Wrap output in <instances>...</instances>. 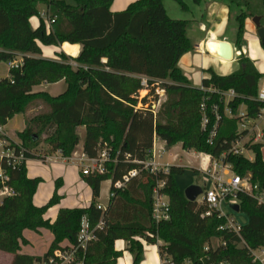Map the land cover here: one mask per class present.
<instances>
[{
	"label": "trees",
	"instance_id": "obj_1",
	"mask_svg": "<svg viewBox=\"0 0 264 264\" xmlns=\"http://www.w3.org/2000/svg\"><path fill=\"white\" fill-rule=\"evenodd\" d=\"M182 11L184 0H172ZM113 0H0V63L21 56L22 64L9 70V77L0 79V126L14 116L24 115L41 103L46 108L25 121L17 139L25 149L26 160H38L37 146L43 142L48 153L59 152L69 158L80 142L77 130L84 129L82 151L88 158L97 155V144H105L109 152L108 172L83 177L90 188L92 201L86 208L60 209L53 223L44 219L46 212L59 204L57 192L61 179L54 182L50 200L35 207L32 198L41 178H28L25 166L9 172L10 186L16 195L0 205V252L13 255L11 264H36L45 261L53 251H66L77 245L80 222L86 216L90 226L100 221L103 227L95 232L96 240L84 252L77 253L82 264H115L121 252L114 249L117 240L126 242L132 264H140L141 241L156 245L162 264H259L252 252L264 251V204L248 194H239V212L248 223L239 234L219 231L225 220L204 205L186 200L176 177L184 168L171 166L167 174L141 171L124 189L115 192L105 210L97 209L102 182L120 181L136 162L149 158L156 136L171 148L177 144L185 152H196L218 159L223 156L233 173L248 177L259 192H264V128L261 143H243L253 159L234 155L232 146L247 134H238V119L223 114L224 108L236 116L244 107L246 118L257 120L264 102L257 100L258 83L264 76L244 55L238 58L239 68L226 76L207 70L208 78L201 88H193L178 68L180 58L191 50L186 35L187 22L171 19L164 0H138L124 11L111 13ZM199 4L200 0H192ZM240 9L234 47H243L244 22L260 17L264 28V0H231ZM45 5L47 18L53 21L46 29L37 6ZM39 17L40 24L32 29L29 20ZM80 47L75 57L64 53L57 60L41 58L38 44L59 47L62 44ZM261 48L264 51V40ZM145 78L147 87L142 88ZM65 83L64 91L51 96L33 92L41 84ZM159 88L165 100L154 111L145 108L146 98ZM146 90L148 95L139 98ZM233 91L228 103L222 95ZM205 102L208 124L201 127L200 104ZM218 105L220 116L216 135L208 143L215 124L211 106ZM142 105V107H138ZM253 140V138L251 139ZM163 183L161 192L169 202L167 221L152 218L153 189ZM49 231L52 241L42 257L20 254L28 244L25 230Z\"/></svg>",
	"mask_w": 264,
	"mask_h": 264
},
{
	"label": "crops",
	"instance_id": "obj_2",
	"mask_svg": "<svg viewBox=\"0 0 264 264\" xmlns=\"http://www.w3.org/2000/svg\"><path fill=\"white\" fill-rule=\"evenodd\" d=\"M136 1L138 0H113L110 6V12L117 13V12L124 11L130 4ZM190 2L191 4L189 5L184 0V3L188 7L187 11H182L177 5V3H175L172 0H164L163 5H164L167 15L171 19L183 20L187 22L186 35L191 43V50L180 58V60L178 61V68L180 69L184 77L187 79L191 87L201 88L202 80L208 78V74H206L207 70H211L216 75H219V76H226V75L234 73L239 68L238 58L241 54L246 56L252 62L254 68L259 74L264 76V51L261 48L260 40L258 39L256 35V28L254 24L252 23V19L247 18L244 22V33L242 37L243 47L241 50H238L234 47V43L236 40V31H237V23H236L235 18L238 15L240 9L237 8L234 4H232L231 0H200V3L197 5L194 4L192 0H190ZM46 13L47 11L45 12L42 11V13L40 14V17L43 19V21L45 18H47L45 17ZM29 22H30L31 28L36 29L40 24V19L39 17H32L29 20ZM45 26L47 30L50 27L46 23H45ZM218 41H225L231 45L232 51H233L232 60L224 61L215 56V53L217 51ZM66 45H69V44L64 43L60 45L59 47L43 46L41 44H38L40 51H41V58L48 59V60H57L58 59L57 55L59 53H64L67 56L75 57L78 54L80 47L77 45H70L68 48ZM71 47H76V53L70 50ZM71 52H73L75 55H72ZM21 60H22L21 56H17L14 59V61H17V62H20ZM1 65L4 66V70L1 69L0 67V79L9 77L10 69L8 67V63H0V66ZM60 82L62 83L63 81H60ZM50 85H53V84H41L39 86H36L33 88V92H44ZM263 85H264V77L260 79L258 83V88H260ZM141 92L147 93L146 90H142L140 91V93ZM27 114L28 113H26L25 115H17V116H22L23 118V129L25 127L26 119L30 118L27 116ZM263 116L264 115H262V117ZM6 125L2 127L6 136L10 140L18 141V139L15 138V135L11 136L9 133H7V131L5 130ZM248 135L249 134H245L244 135L245 138H247ZM153 142L155 143L156 148L166 147V144L163 141H161L159 138H157L156 136L153 138ZM177 145H180V144H177ZM177 145L171 148L167 147V149L169 150L174 149ZM81 150H82V143H81ZM262 152L264 153V149L261 150V154ZM175 155L172 156L173 160H174ZM248 159L252 160L253 157L252 158L250 157ZM29 161L40 162L38 160H29ZM58 163L65 165L66 167H69V170L70 168H72V166L77 165V163L74 162V160H71V161L61 160L60 162L59 161H55V162L47 161L42 164L49 166L50 164H58ZM71 170H72L71 171L72 174L70 173L71 174L70 177H66L67 179L66 181H68L70 184L73 182L77 184L78 180L80 179L78 178L77 175H75V173L73 172V169ZM48 172H49L48 169L47 170L38 169V174L31 176L27 172V177L30 179L35 178V177L37 178L44 177L47 175ZM81 178L83 179L82 175H81ZM61 181L63 185L64 184L63 179H61ZM54 182H53V188L51 187L52 186L51 184L50 186L51 188L48 187V190L46 191L45 190L39 191L38 189L41 183L39 184L36 190V193L34 194L32 198V203L35 207H42L50 200L53 194V191H54ZM104 182H107L109 184L108 192H107V197H108L111 181L107 180ZM81 185H76V189L78 190V188ZM100 191H101V186H100ZM180 191L182 190L180 189ZM60 193H61V190L57 192L58 196H60L59 195ZM99 195H100V192H99ZM91 200H92V193H91L90 188L87 187L86 193L78 195L77 200L76 199L72 201L67 200L66 203H64L65 201L62 200L59 202V204L56 207L54 206L53 208L51 207L52 209H50V211L51 213H53L52 218L47 219L45 217L46 216L45 214L44 219L49 220L50 223H53L60 209L86 208L88 205L85 204L83 206L81 205V203L86 202V201H91ZM108 202H109V199H107L105 206H107ZM242 220H243L242 226H245L248 223L247 216L244 217ZM42 230H45V229H40L38 230V232H34V233L41 234ZM26 231L27 230L23 232V237L27 240V238L25 237ZM52 239L53 238L51 235L50 243ZM141 243L143 247V253H142V260L140 264H162L160 257H159V253H158V247L156 245L146 244L143 241H141ZM126 247H127V244L123 240L115 241L114 249L117 252H121V257H119L116 260L115 264H132V255L126 250ZM23 249H24V246H21L20 254H25V255H29L33 257H42L45 254L44 253L41 256H34L32 254L25 253ZM0 256H4L5 261H6L5 264H11L13 260V255L0 252Z\"/></svg>",
	"mask_w": 264,
	"mask_h": 264
},
{
	"label": "built area",
	"instance_id": "obj_3",
	"mask_svg": "<svg viewBox=\"0 0 264 264\" xmlns=\"http://www.w3.org/2000/svg\"><path fill=\"white\" fill-rule=\"evenodd\" d=\"M53 21H49V25ZM22 60L20 62L10 61L8 62L9 69H17L21 66ZM140 85L142 88L147 87V82L145 78L141 79ZM234 97L233 91H228L222 95L223 101L228 103ZM257 100L264 102V85L258 88ZM200 111L202 113L201 127L205 130L208 124V118L206 116V105L205 102L200 104ZM211 112L215 118V124L209 132L208 143L211 144L217 129V122L220 119L218 114V105L213 104L211 106ZM223 114L229 118L238 119V129L237 133L241 134L243 132L248 133V125L255 122V120H250L246 118L245 111H239L236 116H234L230 109L225 107ZM264 115V109L260 111L258 119ZM237 141L233 144L230 152L232 154H242L244 148L240 147L242 140ZM262 132L255 135L254 143L258 140L262 141ZM97 155L95 158H88L85 156L83 151H81L80 156L76 159L74 158H63L60 153L57 152L61 160H74L77 163V167L80 168L81 175L87 177L90 175H102L107 173L106 164L110 162L109 152L105 147V144L99 142L97 144ZM149 158L144 162H136L139 166V170H132L128 172L120 181L113 184V190H109L108 199H112L115 196L116 191H120L125 188V186L134 178L138 176L141 171L149 172L150 174H167L172 165L167 163H162L160 160L163 157L165 150L163 147L155 146L153 142L151 150L148 152ZM223 156L218 159H210L208 156V163L206 168L201 171V174L206 177V181L203 184L202 193L199 196L200 200H196L198 204L204 205L208 208L206 216H210L211 212H215L217 218H223L225 223L223 226L218 228L219 231L231 232L235 235L239 234L241 226L236 224L232 218L222 212V205L225 203L230 208L233 205L239 206V194H248L257 199L261 204H264V192H259L257 186L251 184L248 177H240L232 172L230 165L226 164L223 160ZM49 157H41L38 161L45 163L49 161ZM176 159V156H174ZM29 160L25 158V149L22 147L20 141L10 140L2 126H0V205L4 200L12 198L16 195L15 190L10 186V175L9 172L22 164L26 168V164ZM208 183V187L206 184ZM163 187L162 182H158L156 187L152 191V218L157 223L160 221H167L169 219L168 207L169 202L167 197L161 192ZM97 209L104 211L106 206L100 204L96 205ZM231 210V209H230ZM232 211V210H231ZM103 227L102 221L96 224L94 227L90 226L86 216H83L80 222V229L77 236V245L75 247H70L66 251H53V254L49 256L45 261L36 264H82L81 260H78L77 253L84 252L87 245L96 240L95 232L100 231ZM253 262L259 264H264V251L256 250L252 252Z\"/></svg>",
	"mask_w": 264,
	"mask_h": 264
},
{
	"label": "rangeland",
	"instance_id": "obj_4",
	"mask_svg": "<svg viewBox=\"0 0 264 264\" xmlns=\"http://www.w3.org/2000/svg\"><path fill=\"white\" fill-rule=\"evenodd\" d=\"M185 2H187L189 5L191 4L190 0H185ZM37 9L39 11V15L42 13V11H47V8L45 7V5L43 4H39L37 6ZM185 15V14H184ZM45 17H47V15H45ZM45 23L49 26V20L48 18L44 19ZM68 48L70 45H66ZM71 51H74L76 53V47H71L70 48ZM72 55H75L73 52H71ZM71 55V54H70ZM1 69L4 70V66H0ZM65 89V84L64 82H60L57 84H53L50 85L46 91L44 92H48L49 95L52 96H57L59 94H61ZM142 91V90H141ZM148 93V92H147ZM147 93L141 92L139 91L138 96L139 98L141 97H145L146 95H148ZM163 95V96H162ZM165 100V96H164V92L161 91L159 88H157L156 90H154L151 95L149 94V97L146 98V106L150 107L154 110L157 111V109L159 108V106L164 102ZM138 107H142V105H139ZM245 110L244 107H240L238 111H243ZM45 112L46 108L42 106L41 103H37V105L35 107H33L32 109L28 110L26 113L28 117H32L33 115L37 114L38 112ZM25 113V114H26ZM24 114V115H25ZM258 120V121H257ZM255 120L254 123L248 125L249 130L248 133V137L245 138L242 142L240 147H238L239 149H241V147L243 146V143L247 144L249 143H254V139H255V135L258 133H261L263 128H264V116ZM23 129V118L22 116H15L13 117L8 124L5 127V130L7 131V133H9L11 136L15 135V138L17 139L16 134L21 132ZM238 129V127H237ZM77 133L79 135L80 138V142L78 144V146L75 148L73 154L71 155V158H78L80 156L81 153V140L83 138L84 135V129L83 128H79L77 130ZM253 138V140H251ZM258 143H261L260 140H258ZM165 153L163 155V157L161 158V162L162 163H167L170 164L172 166L176 165L178 167H182L184 168V173L181 176H177L176 177V182L178 183L177 185L179 186V188L184 191L187 187L191 186V185H195V186H199V187H203V184L206 181V177L204 175L201 174V171L204 170L206 168L207 165V157L203 154H199L196 152H185L181 149L180 145H177L174 149H167V147H164ZM37 155H45L48 156L49 162L53 161H61V158H59V155L56 153H48L49 148L43 143H39L37 146ZM176 154V155H175ZM242 154L246 157V158H252L253 154L249 151H247L246 149H244V151H242ZM175 155L176 159H172V156ZM262 157L264 159V153L262 152ZM111 162H108L106 164V171H108V164ZM26 169L27 172L29 173V175L34 176L36 174H38V169H44V170H49V172L47 173L46 176L44 177H38L41 178L43 181L39 186V191H43V190H48V187L51 186L52 184V188H53V182L57 179H63L64 184L59 188L58 192L61 190V193L59 194L62 198L60 201L64 200L66 203L67 200L72 201L74 199L77 200V196L86 193V189H87V184L85 182H83V179L81 178V171L80 168H78L77 166H72V168L66 167L65 165H62L60 163L58 164H50L49 166L42 164L40 162H36V161H29L26 164ZM75 173V175L78 176V178L80 180H78L77 184L76 183H69L68 181H66V177H70V175L72 174V170ZM71 173V174H70ZM37 178V177H35ZM82 183V185H81ZM84 183V184H83ZM76 185H81L78 190L76 189ZM108 186L109 184L107 182H103L101 185V191H100V195L99 197L96 199V203L100 204L102 206H105L106 201L108 199L107 197V192H108ZM208 183L206 184V187H208ZM50 187V188H51ZM197 200H200V197L197 198ZM92 201V200H91ZM91 201H86V202H82L81 205H85L87 204L88 206L90 205ZM79 204V203H78ZM68 205V204H67ZM77 205V203H76ZM57 206V205H56ZM54 206V207H56ZM87 206V207H88ZM53 208V207H52ZM50 208V209H52ZM50 209L47 211L46 213V218L47 219H51L53 216V213H51ZM222 212L227 214L229 216V218H232L236 224L242 226V219L244 217H246V215L244 213H235L232 212L230 210V208L228 207V205H226L225 203H223L222 207ZM25 237L27 238L29 244L24 246V252L25 253H29L32 254L34 256H41L43 255L49 248L50 245V240H51V234L50 232H48L47 230H42L41 234H36L32 231H26L25 232ZM5 258L4 256H0V264H5Z\"/></svg>",
	"mask_w": 264,
	"mask_h": 264
},
{
	"label": "water",
	"instance_id": "obj_5",
	"mask_svg": "<svg viewBox=\"0 0 264 264\" xmlns=\"http://www.w3.org/2000/svg\"><path fill=\"white\" fill-rule=\"evenodd\" d=\"M252 23L256 28V35L258 39L260 40V42H262L264 40V28L260 25V17L252 18ZM215 56L224 61L232 60L233 51L231 45L225 41H218L217 51L215 53ZM201 193H202L201 187L195 185H191L183 191L186 200L190 202H196V199L201 195ZM230 209L232 210V212L235 213L239 212L238 205H233L230 207Z\"/></svg>",
	"mask_w": 264,
	"mask_h": 264
}]
</instances>
